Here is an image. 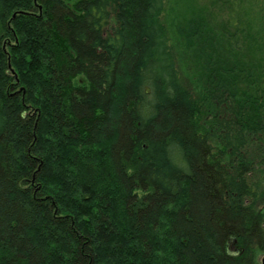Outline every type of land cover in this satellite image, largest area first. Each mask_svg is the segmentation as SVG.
<instances>
[{
	"label": "trees",
	"instance_id": "obj_1",
	"mask_svg": "<svg viewBox=\"0 0 264 264\" xmlns=\"http://www.w3.org/2000/svg\"><path fill=\"white\" fill-rule=\"evenodd\" d=\"M165 5L0 0V264H255L264 0Z\"/></svg>",
	"mask_w": 264,
	"mask_h": 264
},
{
	"label": "rangeland",
	"instance_id": "obj_2",
	"mask_svg": "<svg viewBox=\"0 0 264 264\" xmlns=\"http://www.w3.org/2000/svg\"><path fill=\"white\" fill-rule=\"evenodd\" d=\"M215 2L216 0H166L165 11L162 20L169 29V33L172 38L171 43L176 45L178 40V31L185 27L187 19L192 14L211 11L215 5ZM215 10L218 16L217 20L220 19L223 21L226 18L224 14L226 10L222 8V5L216 7ZM262 175L264 174L259 172V176L261 178ZM230 251L235 253L236 250L232 247ZM253 252L255 264H261L263 258L261 250L257 248L254 249Z\"/></svg>",
	"mask_w": 264,
	"mask_h": 264
},
{
	"label": "flooded vegetation",
	"instance_id": "obj_3",
	"mask_svg": "<svg viewBox=\"0 0 264 264\" xmlns=\"http://www.w3.org/2000/svg\"><path fill=\"white\" fill-rule=\"evenodd\" d=\"M253 173V171L251 170V173L250 174H252ZM263 174H264V170H263ZM262 203L263 204H261L260 205V210H259V227H260V230H261V236H262V238H261V245L258 247V246H253V250L254 249H257V248H259L260 250H261V252H262V262H261V264H263V259H264V194H263V199H262ZM254 253V252H253Z\"/></svg>",
	"mask_w": 264,
	"mask_h": 264
},
{
	"label": "water",
	"instance_id": "obj_4",
	"mask_svg": "<svg viewBox=\"0 0 264 264\" xmlns=\"http://www.w3.org/2000/svg\"><path fill=\"white\" fill-rule=\"evenodd\" d=\"M263 264H264V259H263Z\"/></svg>",
	"mask_w": 264,
	"mask_h": 264
}]
</instances>
